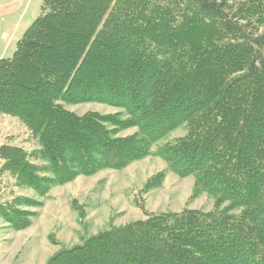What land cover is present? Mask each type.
Listing matches in <instances>:
<instances>
[{
  "label": "trees",
  "instance_id": "1",
  "mask_svg": "<svg viewBox=\"0 0 264 264\" xmlns=\"http://www.w3.org/2000/svg\"><path fill=\"white\" fill-rule=\"evenodd\" d=\"M87 102L120 111L64 105ZM0 113L39 145L1 144V172L42 197L155 155L194 176L192 197L214 199L210 211L111 226L45 264H264V0H43L14 54L0 58ZM41 203L17 196L0 214L23 230Z\"/></svg>",
  "mask_w": 264,
  "mask_h": 264
},
{
  "label": "rangeland",
  "instance_id": "2",
  "mask_svg": "<svg viewBox=\"0 0 264 264\" xmlns=\"http://www.w3.org/2000/svg\"><path fill=\"white\" fill-rule=\"evenodd\" d=\"M42 3L43 0H0V58L14 54L18 40L42 13ZM64 105L79 115L120 111L96 102ZM136 130L129 128L120 135ZM185 134L186 129L179 128L154 148ZM4 143L29 152L39 146L19 118L0 113V145ZM1 165L0 160V205L17 196L42 203L39 207H28L36 214L31 225L23 230L11 228L0 214V264H45L60 249L79 245L111 226L146 219L156 213L186 208L210 211L214 207V199L206 193L192 197L194 176L180 177L155 155L122 170L105 169L91 176H79L65 185L52 187L43 197L31 188L17 186L13 176L1 172ZM160 171L165 172L161 185L144 192L148 179Z\"/></svg>",
  "mask_w": 264,
  "mask_h": 264
}]
</instances>
